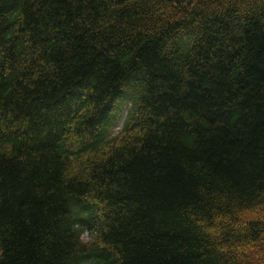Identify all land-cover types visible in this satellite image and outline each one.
Here are the masks:
<instances>
[{"label": "trees", "instance_id": "obj_1", "mask_svg": "<svg viewBox=\"0 0 264 264\" xmlns=\"http://www.w3.org/2000/svg\"><path fill=\"white\" fill-rule=\"evenodd\" d=\"M0 264H264V0H0Z\"/></svg>", "mask_w": 264, "mask_h": 264}, {"label": "rangeland", "instance_id": "obj_2", "mask_svg": "<svg viewBox=\"0 0 264 264\" xmlns=\"http://www.w3.org/2000/svg\"><path fill=\"white\" fill-rule=\"evenodd\" d=\"M121 118V119H120ZM120 118H119V120L117 121V123L115 124V126H113L112 127V131L111 132H113V134L118 130V128H119V126H120V124H121V120H122V116H120Z\"/></svg>", "mask_w": 264, "mask_h": 264}]
</instances>
